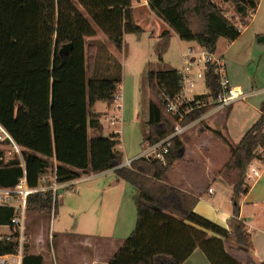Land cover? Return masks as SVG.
<instances>
[{"label": "trees", "instance_id": "1", "mask_svg": "<svg viewBox=\"0 0 264 264\" xmlns=\"http://www.w3.org/2000/svg\"><path fill=\"white\" fill-rule=\"evenodd\" d=\"M135 1L0 0V125L23 158L22 162L15 155L0 163V187L15 188L24 175L29 187L38 188L53 175L58 183H66L113 170L133 187L137 224L109 264H184L197 249L211 264H245L236 254L248 256L252 241L240 219L238 200L249 192L247 169L261 158L258 150L264 149V115L237 144L228 143L231 156L219 172L234 195L227 228L196 213L199 199L172 184V169L184 155L180 138L173 140L166 164L140 157L125 167L120 134L103 135L102 114L94 107L98 102L109 107L115 103L122 66L98 39L96 27L123 51L126 34L144 32L134 19ZM259 1L221 0L233 8V18L216 0H148V5L180 40L216 52L221 38L229 42L239 38ZM162 36L168 38L170 32ZM65 45H71L70 51L61 55ZM148 85L155 99L149 104V134L144 142L156 144L173 133L161 92L170 97L180 92L179 70L150 71ZM206 86L212 93L219 90L214 66L206 73ZM209 110L196 111L185 124ZM5 153L0 149V156ZM48 193L33 200L45 212L52 210V193ZM13 213L0 207V227L10 222ZM230 242L237 245H230L235 254L227 249ZM23 264H44V258L26 251Z\"/></svg>", "mask_w": 264, "mask_h": 264}, {"label": "crops", "instance_id": "2", "mask_svg": "<svg viewBox=\"0 0 264 264\" xmlns=\"http://www.w3.org/2000/svg\"><path fill=\"white\" fill-rule=\"evenodd\" d=\"M224 5L229 6L232 15L235 14L229 4ZM144 6V8L150 10L147 2ZM139 7V2H133L132 8L135 22L142 27L140 19L144 23L145 16L139 18L135 14ZM150 13L156 16L151 10ZM156 18L168 27L162 33L169 31L170 37L171 35H176L179 38L172 29H169L170 27L165 22L157 16ZM260 37H264V0L259 1L258 8L252 15L249 25L241 29L239 38L233 42L221 38L215 52L223 59L227 75L232 83L244 90L246 98L238 101L227 110L209 111L193 122L186 132L195 130L199 124H205L206 121L211 120L214 121L217 128L212 129L208 126V129L219 135L226 132L225 135H228L231 139L229 143L235 145L264 115V42L259 40ZM254 69L257 70L256 74L251 73V70ZM224 111L227 112L225 116L222 115ZM234 114L240 115V130L237 140L232 139L229 127V120ZM227 149H230V159V146ZM119 150L121 151L120 147ZM84 178L86 180L82 183L90 181L94 183L93 185L103 183L101 190L106 200H113L112 204L117 207V210L102 209L99 214L91 215L82 210L80 213L83 219L80 224L78 223L69 229L65 228L56 235L50 236L51 258L44 236L37 237L35 246H32L29 253L42 255L44 264H109L123 246L124 237L128 235L135 223L134 214L131 211H126V203L124 202L125 198L129 199L133 196L135 203L134 190L130 184L117 177L113 170L92 174ZM171 182L176 187L199 199L195 207L196 213L227 228V223L233 215L234 195L232 187L227 185L220 175L216 177L208 174L201 180L186 177L182 183H175L171 178ZM82 183L80 182V184ZM215 184L218 186V190L214 187ZM74 187H72L73 191H75ZM91 188L93 187L91 186L88 189ZM210 188L213 189V193H209ZM64 189H68V187ZM59 203L63 204V201H60L58 197V206L60 205ZM238 204L240 206V219L244 222L252 241V249L248 257L244 255V260H239L245 264H262L264 263V169L261 177L252 181L249 192L239 198ZM88 216H90V219H88ZM184 264L211 263L207 260L204 253L197 249Z\"/></svg>", "mask_w": 264, "mask_h": 264}, {"label": "rangeland", "instance_id": "3", "mask_svg": "<svg viewBox=\"0 0 264 264\" xmlns=\"http://www.w3.org/2000/svg\"><path fill=\"white\" fill-rule=\"evenodd\" d=\"M216 1L222 6L225 14L229 18H233L229 6L224 5L221 0ZM137 2H139L140 7L137 8L135 14L139 18L145 16L144 23L140 19L144 32L141 34H126L124 36L123 51L117 50L104 33L96 27L98 39L107 46L114 59L122 66V100L111 107L107 103L98 102L94 108L96 112L102 114L103 135L120 134L121 145L119 147L124 155V162L139 158L146 149L144 139L149 134L147 125L149 104L152 99H155L149 89L148 73L150 71L182 69L184 65L183 55L187 53L191 46H197L195 42L180 41L176 35H171L168 38L163 37L162 32L168 27L158 21L149 9L144 8V4L148 3V0H138ZM256 71L255 69L251 70V73L256 74ZM196 91L198 93L206 91L203 80L198 81ZM118 104L122 105L121 109L118 108ZM225 113L227 112H222V115L225 116ZM239 116L234 114L229 120L230 134L233 140L239 138ZM114 118L119 120L115 126H112L110 123ZM208 126L212 129L217 128L214 121L208 120L205 124H199L197 129L188 131L180 137L184 144V155L182 160L175 163L170 174V178L175 183H182L186 177L199 180L204 179L208 174L218 177L219 171L229 160L230 149H227L229 148L227 144L231 139L228 135H225L226 132H223L222 135L211 132ZM90 135H92L91 131ZM0 149H4L6 153L12 151L11 146H0ZM260 168L263 170L264 165H261ZM93 184L92 181L79 183L78 186L75 185V191H73V188L60 190L59 200L63 201V204L59 203L56 214H52V210L51 212L41 210L36 201H33L37 198L36 196L48 192L34 195L30 199L26 222V251L28 253L32 246H35L36 238L44 236L51 258L50 236L56 235L65 228L69 229L78 223L80 224L83 219L80 213L82 210L89 215L99 214L102 209L117 210V207L112 204L113 200H106L101 190L103 183L100 185ZM246 184L251 186L252 181L246 182ZM91 186L93 188L88 189ZM214 187L218 188L216 184ZM45 198L46 195L41 199ZM124 202L126 203V211H131L135 216V223L128 235L124 237L125 241L136 228L137 208L133 196L129 199L125 198ZM88 219H90V216H88ZM230 245L234 247H237V245L231 242L227 244L229 252L235 254V251H231ZM236 257L244 260L245 256L237 252Z\"/></svg>", "mask_w": 264, "mask_h": 264}, {"label": "built area", "instance_id": "4", "mask_svg": "<svg viewBox=\"0 0 264 264\" xmlns=\"http://www.w3.org/2000/svg\"><path fill=\"white\" fill-rule=\"evenodd\" d=\"M183 57L184 65L179 70L180 92L174 97H170L166 91L161 92L164 113L172 120L173 133L156 144L147 143L141 156L146 159L161 161L164 164L167 163L166 157L170 152L173 140L185 134L193 123L185 124L189 116L205 108H210L209 111L227 110L238 101L246 98L244 90L232 83L227 75L223 59L215 52L201 46L190 47ZM212 66L215 67V73L218 76L219 90L216 93H212L206 86V73ZM199 80H203L205 83L206 91L204 93L196 91ZM114 99L115 103L122 100L121 86L118 88ZM117 106L121 109L122 105L118 104ZM118 120L114 118L110 124L115 126ZM5 142L10 143L12 151L0 156V163L9 162L15 155L23 162L20 147L15 144L11 136L0 125V143ZM258 153L261 158L252 162L248 167L246 182L258 179L262 175L263 170L260 167L264 165V149L258 150ZM131 163V160H127L122 166L130 167ZM256 163L258 164L256 165ZM85 180L86 178L83 177L66 183H58L56 175H53L51 178H44L40 187L31 188L24 175L15 188L0 187V207L11 208L14 212L10 222L0 227V264H23L26 252L28 204L34 195L52 193V214H54L55 203L59 197L58 192L65 187L72 188ZM209 193H213L212 188L209 189ZM10 249L13 250L7 253L2 252Z\"/></svg>", "mask_w": 264, "mask_h": 264}, {"label": "water", "instance_id": "5", "mask_svg": "<svg viewBox=\"0 0 264 264\" xmlns=\"http://www.w3.org/2000/svg\"><path fill=\"white\" fill-rule=\"evenodd\" d=\"M259 40L264 42V37H260ZM70 48H71V45H65V46L61 49L60 54H61V55H64V54L68 53V52L70 51Z\"/></svg>", "mask_w": 264, "mask_h": 264}]
</instances>
